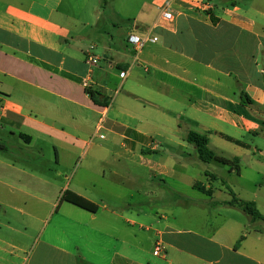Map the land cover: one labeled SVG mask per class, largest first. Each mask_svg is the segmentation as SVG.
I'll use <instances>...</instances> for the list:
<instances>
[{"label":"crops","instance_id":"obj_1","mask_svg":"<svg viewBox=\"0 0 264 264\" xmlns=\"http://www.w3.org/2000/svg\"><path fill=\"white\" fill-rule=\"evenodd\" d=\"M63 2L0 0V264H264L237 245L251 232L217 241L195 224L177 222L175 214L145 212L141 191L144 184L160 189L189 173L186 160L167 162L175 153H167L165 163L151 155L176 139L186 147L189 130L206 134L210 148L214 136L248 147L245 138L262 128L264 6L169 0L172 20L162 17L159 5L155 16L137 19L131 29L110 18L97 29L80 23ZM131 34L159 40L138 51ZM100 44L104 56L95 51ZM89 52L101 58L97 65L87 62ZM88 90L102 93L109 105L96 103ZM101 121L109 138L92 149ZM229 160L231 172L241 173L234 167L240 159ZM217 176L229 191L225 177ZM127 185L139 189L128 193ZM66 190L98 210L64 200ZM151 199L173 213L177 202L186 203ZM230 199L193 204L217 219L223 209L237 208L223 204ZM145 216L164 228L154 241H162L166 254L153 251L161 258L153 263L144 257Z\"/></svg>","mask_w":264,"mask_h":264},{"label":"rangeland","instance_id":"obj_2","mask_svg":"<svg viewBox=\"0 0 264 264\" xmlns=\"http://www.w3.org/2000/svg\"><path fill=\"white\" fill-rule=\"evenodd\" d=\"M213 1L218 3L219 6H234L230 3L232 0ZM233 1H236L242 8H247L251 5L264 6V0ZM168 2L169 0H107V2L104 0H64L63 8L71 10L80 23L88 21V23L95 25L96 28L100 26L101 29H104V27L107 26V18H110L116 23L117 27L124 24L127 29H131L138 24L137 19L144 18L146 15L147 17L149 15L155 16L157 12H159V5L166 6ZM95 10L101 12L99 19L94 18L96 14H93L92 12ZM95 51L102 56L106 53L103 45L101 44ZM99 133H103L104 137L106 136L107 139L109 138L107 131L102 130ZM93 141L95 143L92 146V149L100 147L99 144L105 142V139L101 138L100 141L98 137H95L93 138ZM180 142L181 141L177 139L172 144L168 142L170 145L164 144L160 151L151 155H155V157L165 163V157H167L166 154L175 153L176 157H169L167 162L173 164L178 162V160H186V162H189L190 166L188 170L189 173H186V175H184V179L179 182L178 180H169L168 183L164 184L160 189L144 184V188L141 190L142 198L145 203L144 211L152 215H157L158 212L159 214L164 212V214L170 218L173 214H175L178 219L177 222L182 224L188 223L189 225L195 224L201 233L220 242L236 241V239H239L241 234H249V232H251V234L247 236V239L241 243L244 246L243 251L246 254L256 257L264 263V234L261 235L259 233L264 232V220H256L255 222H252L251 216L239 208L228 210L230 212H226L224 211L225 209H223L221 211L223 213V217L216 219L214 211H210L205 208L203 209L193 204V202L201 203L204 200H222L230 197L229 191L225 187L221 186V179L217 176L218 174L225 177L227 183L239 195V197L247 200H255L258 207L264 214V121L262 123V128L258 130V133L249 134V136L245 138V142L249 145L248 147H239L233 142L222 139L219 136L212 137L210 146L214 151L221 153L224 157L229 159H240V162L238 164H234V167L237 169L239 168L241 173H232V166L221 162H203L199 159L194 145L186 141V147H181L178 144ZM12 159L19 165H21L20 163L24 161V158L19 157H13ZM206 172L209 174L206 175ZM78 175L79 172H77L75 177ZM109 175L113 176L111 172H109ZM145 177H147V175ZM111 179L115 180L114 178ZM217 179L219 181L215 182ZM196 180L201 181L205 186L208 183H213V185L208 187L212 188L213 192L215 191L214 196L209 197L199 190L194 189L192 187V182ZM126 187L128 193H134L139 189L134 188L132 185H127ZM139 196L140 194L138 193L137 197ZM156 196H159L160 198L165 197V199H168V197H176V200H185L186 203L177 202L175 208L170 205L169 209L174 208L176 212L173 213L171 210L168 212V207L162 208L159 203H156L151 199ZM188 211L197 214L194 218L192 217L194 219L193 221H188L187 217H185ZM143 223L145 227L143 229L145 261L150 263L160 261V257H155L153 255V251L156 246L154 234L156 233V230L164 228L162 225L153 223L152 219L146 216L144 217ZM212 224L215 228L218 227V225L221 226L219 229H212ZM180 226L182 227L183 225ZM49 229L50 226L48 227V231ZM179 236L180 240L184 238L181 235H178V237ZM192 249L199 252L201 255H206L199 251L201 248H198L196 244H193ZM170 251L167 249L168 259L173 256ZM215 252L216 251L214 249L207 250L208 255H214ZM176 261L178 262V259H176Z\"/></svg>","mask_w":264,"mask_h":264},{"label":"trees","instance_id":"obj_3","mask_svg":"<svg viewBox=\"0 0 264 264\" xmlns=\"http://www.w3.org/2000/svg\"><path fill=\"white\" fill-rule=\"evenodd\" d=\"M107 2V0H104ZM93 99L96 103L108 106V101L102 97V93L98 92L96 93L93 90H88ZM187 141L195 146V149L197 151L198 157L200 160H202L205 163H211L213 160H216L218 162L232 165V161L217 155L210 147H209V137L206 134L200 133L195 130H189L187 132ZM240 143V141H237ZM222 182L226 185V187L229 189L231 194V199L224 202L223 204L231 206V207H237L247 213L251 216L253 221L262 219L264 220V214L258 207L256 201L253 200H244L241 199L237 193L226 183L224 179H222ZM195 188L201 190L202 192L212 195L213 189L210 187H206L202 182H197L195 184ZM63 199L71 202L78 207H81L83 209L95 212L98 210V205L94 202L88 200L87 198L83 197L82 195L71 191L66 190ZM245 238V235L241 236V238L238 240L237 245L241 244L242 240ZM82 263H85L84 261Z\"/></svg>","mask_w":264,"mask_h":264},{"label":"built area","instance_id":"obj_4","mask_svg":"<svg viewBox=\"0 0 264 264\" xmlns=\"http://www.w3.org/2000/svg\"><path fill=\"white\" fill-rule=\"evenodd\" d=\"M162 17L166 20H172L174 18V13L168 5L162 7ZM158 40H159L158 36L149 35V34L146 36H141L138 34H131L129 36L130 43H132L138 51H141V49L147 42H157ZM100 60L101 58L92 52H89L87 55V62L91 66L97 65L100 62ZM122 75L124 77L125 73L123 72ZM83 85L85 86L86 89H89L91 87L90 78L85 79L83 81ZM102 123L103 121H101V123L99 124L98 130L95 133L94 138L99 135L101 138H104V135L99 133L102 128ZM154 253L157 256H164L166 254L162 241L158 240L156 242Z\"/></svg>","mask_w":264,"mask_h":264}]
</instances>
